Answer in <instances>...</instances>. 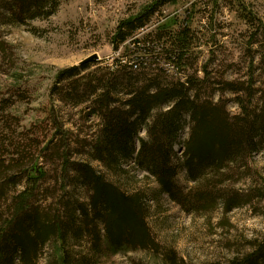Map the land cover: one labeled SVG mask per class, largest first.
Masks as SVG:
<instances>
[{
  "label": "rangeland",
  "instance_id": "obj_1",
  "mask_svg": "<svg viewBox=\"0 0 264 264\" xmlns=\"http://www.w3.org/2000/svg\"><path fill=\"white\" fill-rule=\"evenodd\" d=\"M10 1L0 0V162L12 166L15 160V165L20 166L23 158L22 169L28 171L37 165L43 170L46 176L38 183V199L48 207L51 202L57 204L67 198L61 189L64 182L67 194L73 190L66 180L62 182L63 164L57 156L64 152L60 141L66 138L69 143L65 150H70L71 162L84 161L102 122L87 116L93 96L74 102L67 94L70 81H57V74L76 67L81 84L107 72L115 73L117 85L129 75L138 77L129 64L144 55L133 50L132 41L115 50L111 40L122 20L135 16L154 0H54L55 10L49 16L33 19L9 10ZM185 22L192 35L190 57L184 75L176 78L203 79L206 72L216 83L233 84V90L230 85L231 89L225 91H221L222 84L215 85L220 91L211 95L213 102L224 101L230 117H242L238 99L254 120L264 112V0H177L163 6L135 38H153L162 25L177 31L185 27ZM93 55L98 60L80 69L79 63ZM156 112L153 109L151 117ZM142 127L138 137H145ZM189 132L190 123L185 118L173 146L178 158H172L173 166L178 167L173 179L175 196L197 191L206 178L216 190L237 195L240 205L226 212L218 200L206 210H186L166 194L158 195V187L132 156L122 163L128 173L120 183L125 182V188L130 186L131 191L138 190L147 199V225L158 252L103 253L97 264H163L160 255L165 253L175 255L184 264H229L234 258L250 254L264 241V142L244 162L223 170L220 176L197 175L198 184H194L179 166ZM251 139L259 141L258 135L247 130L244 140ZM84 141L88 145L82 148L80 142ZM51 144L59 148H49ZM92 165L98 170L103 168L96 162ZM15 172L24 179L9 197L27 186L26 174L20 169ZM72 194L85 201L78 190ZM0 211L5 207L0 206ZM69 251L79 256L82 250L72 245ZM52 252L53 246H46L39 264H53Z\"/></svg>",
  "mask_w": 264,
  "mask_h": 264
},
{
  "label": "trees",
  "instance_id": "obj_2",
  "mask_svg": "<svg viewBox=\"0 0 264 264\" xmlns=\"http://www.w3.org/2000/svg\"><path fill=\"white\" fill-rule=\"evenodd\" d=\"M175 2L177 0H154L135 16L122 20L116 28L111 40L115 50L132 41L133 50L144 55L129 64L138 77L129 75L117 85L115 73L107 72L81 84L76 78L79 71L76 67L57 74V81H70L67 94L74 102L93 96L87 116L102 121L100 130L89 144L84 161L71 162L70 150H65L69 143L66 138L60 141L64 152L57 156L60 155L63 164L62 182L66 180L73 190L67 194L65 182H61L67 198L57 204L51 202L48 207L41 204L45 201L38 199V183L46 176L43 170L37 165H32L28 171L22 169L23 158L20 166L15 165V160L12 166L0 162V206L5 207L3 212H6L4 216L0 211V264H39L41 253L48 245L53 246V264H97L103 253L158 252L147 225V199L138 190L131 191L130 186L125 188V182L124 185L120 183L128 173L122 163L132 156L136 165L150 175L158 187V195L166 194L186 210H206L218 200L226 212L240 205L237 195L216 190L204 177L197 191L175 196L173 179L178 167L172 164V158H176L173 146L185 118L190 123V132L183 142L184 160L179 166L194 184H198L197 175L220 176L223 170L239 165L264 142V112L251 121L244 103L237 99L244 115L230 117L224 101L213 102L211 95L219 89L217 86L222 84L221 91H225L233 84L216 83L206 72L203 79L176 78L184 75L190 57L192 35L186 22L185 27L177 31L162 25L157 27L158 33L153 38H135L163 6ZM9 5V10H17L31 19L47 17L55 10L54 0H11ZM88 64L81 65L80 69ZM161 76L176 82H163ZM203 94L209 95L204 97ZM155 108L157 112L151 117ZM141 127L145 129V137H138ZM247 130L258 135L259 141L244 140ZM80 143L82 148L88 145L86 141ZM49 148H59V145L51 144ZM95 162L103 167L102 170L92 165ZM16 169L26 174L27 186L9 197L24 179ZM76 190L84 194L81 197L85 201L72 194ZM72 245L82 250L79 256L69 251ZM160 256L163 264H184L171 253ZM229 264H264V241L250 254L234 258Z\"/></svg>",
  "mask_w": 264,
  "mask_h": 264
},
{
  "label": "water",
  "instance_id": "obj_3",
  "mask_svg": "<svg viewBox=\"0 0 264 264\" xmlns=\"http://www.w3.org/2000/svg\"><path fill=\"white\" fill-rule=\"evenodd\" d=\"M97 56L96 55H93V56H90L88 58H86L85 60H83L82 62L79 63V65H83V64H87V63H92L93 61H97Z\"/></svg>",
  "mask_w": 264,
  "mask_h": 264
}]
</instances>
